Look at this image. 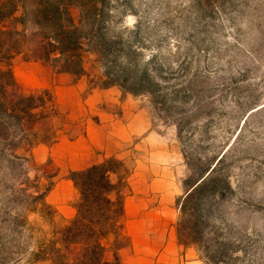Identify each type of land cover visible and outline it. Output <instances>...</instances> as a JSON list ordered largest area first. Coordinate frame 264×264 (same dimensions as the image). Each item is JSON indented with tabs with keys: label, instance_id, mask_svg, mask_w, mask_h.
I'll return each mask as SVG.
<instances>
[{
	"label": "rangeland",
	"instance_id": "obj_1",
	"mask_svg": "<svg viewBox=\"0 0 264 264\" xmlns=\"http://www.w3.org/2000/svg\"><path fill=\"white\" fill-rule=\"evenodd\" d=\"M126 8L115 21L130 27L150 22L148 30L160 39L158 46L174 53L177 72L193 79L198 94L182 109L192 121L181 137L175 117L150 95H139L154 125L174 132L190 174L230 147L223 170L232 189L217 214L225 238L233 242L234 262L264 264V0H127ZM80 12L78 6L71 7L76 23ZM12 67L15 83L7 87L10 99L40 88H50L56 95L60 86L79 79L24 55ZM102 74L97 54L87 51L80 79L90 88L99 87ZM48 119L27 123L26 129L38 130V138L52 143L53 134L63 129V117ZM29 149L24 143L14 151L30 156ZM51 159L39 163L30 156L23 166L0 164V264H52L34 259V252L68 222L62 212L69 214L68 206L79 193L63 182L70 172H61ZM125 165L131 172L132 162ZM59 183L60 192L68 195L59 207L47 196L49 206L34 198L46 186L52 184L53 190Z\"/></svg>",
	"mask_w": 264,
	"mask_h": 264
},
{
	"label": "trees",
	"instance_id": "obj_2",
	"mask_svg": "<svg viewBox=\"0 0 264 264\" xmlns=\"http://www.w3.org/2000/svg\"><path fill=\"white\" fill-rule=\"evenodd\" d=\"M126 3L0 0V164L23 166L28 162L30 156L18 155L14 149L24 143L32 148L46 140L38 138V130H27L26 124L61 115L50 88L9 98L7 87L15 83L12 64L19 55L45 61L57 72L80 78L85 73L86 52H94L103 68L97 86H117L135 96L150 95L164 112L175 117L180 137L191 125V116L182 109L198 96L193 79L177 72L174 53L158 46L160 39L148 30L150 22L130 27L115 21L121 10L127 11ZM73 6L81 11L78 23L71 14ZM229 149L193 168L183 180L184 193L177 198L179 241L185 246L197 245L207 264H236L233 242L225 238L217 214L232 189L223 170ZM129 174L125 162L117 157L70 171L69 178L79 193L73 203L76 214L54 230L48 243L39 246L34 259L52 264H122L119 250L129 243L124 232ZM51 189L52 184L34 198L48 205L46 196ZM108 252L113 253L112 259Z\"/></svg>",
	"mask_w": 264,
	"mask_h": 264
},
{
	"label": "crops",
	"instance_id": "obj_3",
	"mask_svg": "<svg viewBox=\"0 0 264 264\" xmlns=\"http://www.w3.org/2000/svg\"><path fill=\"white\" fill-rule=\"evenodd\" d=\"M56 98L63 129L52 143L29 149L31 157L39 163L52 158L67 173L108 157L132 162L124 217L129 243L119 250L122 264H206L198 248L183 245L177 234V198L190 171L174 132L157 129L142 97L116 86L90 88L79 78L60 86ZM63 182L77 191L69 177ZM47 200L59 207L68 195L60 192L59 183ZM68 208L69 214L62 215L69 221L76 209L73 204Z\"/></svg>",
	"mask_w": 264,
	"mask_h": 264
}]
</instances>
